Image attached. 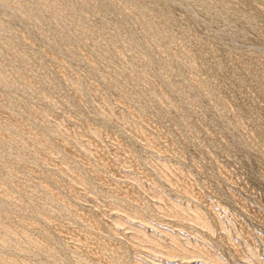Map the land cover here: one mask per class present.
Masks as SVG:
<instances>
[{
	"label": "rangeland",
	"instance_id": "obj_1",
	"mask_svg": "<svg viewBox=\"0 0 264 264\" xmlns=\"http://www.w3.org/2000/svg\"><path fill=\"white\" fill-rule=\"evenodd\" d=\"M0 264H264V0H0Z\"/></svg>",
	"mask_w": 264,
	"mask_h": 264
}]
</instances>
